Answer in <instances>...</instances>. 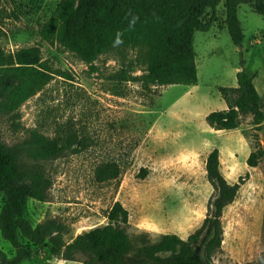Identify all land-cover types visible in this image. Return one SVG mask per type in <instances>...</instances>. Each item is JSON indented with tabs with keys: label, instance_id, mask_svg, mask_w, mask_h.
<instances>
[{
	"label": "rangeland",
	"instance_id": "1",
	"mask_svg": "<svg viewBox=\"0 0 264 264\" xmlns=\"http://www.w3.org/2000/svg\"><path fill=\"white\" fill-rule=\"evenodd\" d=\"M13 1L0 0V47L13 53L38 46L54 74L15 113L0 118V136L11 143L30 130L51 137L61 127L74 131L84 143L42 163L52 185L46 201H28L31 222H63L69 239L106 224L117 200L128 211L125 228L135 246L143 234L152 240L162 234L185 239L206 215L212 189L205 176V156L217 148L224 178L242 182L223 209L221 247L212 260L264 264V120L256 128L245 116L234 130H214L205 121L209 112L227 107L218 89L235 87L241 68L252 76L264 112V17L249 4L239 5L244 41L237 46L225 28L220 3L218 21L194 35L197 83L144 87L138 80L118 79L117 55L103 54L88 64L39 38L40 23L59 0H47L48 7L35 14L17 13V3L25 0ZM133 57L127 53V58ZM141 73L138 69L133 74ZM258 148L263 155L250 167L246 158ZM107 162L116 165L119 174L99 181L96 171ZM2 204L0 193V209ZM0 250L14 254L1 234ZM35 250L38 254L21 264H78L52 255L48 244Z\"/></svg>",
	"mask_w": 264,
	"mask_h": 264
},
{
	"label": "trees",
	"instance_id": "2",
	"mask_svg": "<svg viewBox=\"0 0 264 264\" xmlns=\"http://www.w3.org/2000/svg\"><path fill=\"white\" fill-rule=\"evenodd\" d=\"M220 3L228 35L239 46L244 41L237 16L239 5L249 4L264 17V0H59L40 23L38 35L88 64L103 54L117 55L120 81L138 80L144 87L195 85L194 35L207 32L218 21ZM47 7V0H25L17 3V13L35 14ZM129 52L134 59L127 58ZM40 55L38 46L13 53L0 47V118L15 113L52 79L54 70ZM138 69L142 73L134 75ZM218 93L227 107L205 116L211 129H237L245 116L260 128L264 120L262 101L252 76L243 68L236 72V86L219 87ZM76 146H84L83 140L61 127L51 137L30 130L11 143L0 136V234L14 250L12 256L0 250V264L29 261L38 254L36 247L43 244L49 245L52 255L78 264H216L212 254L221 247L222 212L234 200L242 182V178L235 183L224 178L217 148L205 156V176L212 194L200 226L185 239L162 234L152 240L143 234L135 246L125 228L128 211L117 200L107 212L106 224L69 239L65 238L68 229L63 222L48 219L33 224L28 218V201H46L52 185L42 163ZM262 155L259 148L251 151L246 164L256 166ZM118 174L111 162L96 171L99 181L114 179Z\"/></svg>",
	"mask_w": 264,
	"mask_h": 264
}]
</instances>
